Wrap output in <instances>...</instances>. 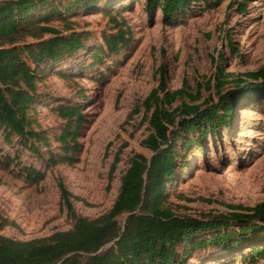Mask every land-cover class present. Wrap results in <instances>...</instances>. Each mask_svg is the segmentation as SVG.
I'll return each mask as SVG.
<instances>
[{
  "label": "rangeland",
  "instance_id": "374dc122",
  "mask_svg": "<svg viewBox=\"0 0 264 264\" xmlns=\"http://www.w3.org/2000/svg\"><path fill=\"white\" fill-rule=\"evenodd\" d=\"M64 1L59 7L61 16L40 23L58 29L62 36L88 33L84 49L39 66L27 59L26 51L22 53L37 76L35 103L29 112L32 129L46 141L31 138L25 145L16 135L7 141L0 129V160L18 157L21 166L44 173V180L32 185L24 180L18 166L5 168L0 164V236L17 241L43 239L72 228L73 222L60 201L58 178L70 193L78 216L94 219L110 210L132 155L152 156L142 146L150 130L148 122L142 120L141 105L158 84L160 66L167 71L168 90L179 89L186 79L192 92L196 83L215 73L212 58L235 75L264 67V0H250L243 13L238 12L236 4L227 9L230 0L217 8L193 0L182 22L174 27L163 26L160 14L149 20L144 0H97L86 6L81 2L69 11L63 7L76 0ZM108 15L119 24L124 22L123 30L129 31L131 39L120 52L104 55L96 52L104 47L103 36L117 32ZM52 37H36L35 32L21 28L14 46L33 48ZM3 48L10 47L3 44ZM219 54L224 61L219 60ZM211 92L202 91L197 103ZM64 106L81 111L78 148L71 165L53 167L48 165V154L65 155L56 138L67 122L55 112ZM136 108H140L138 114H132ZM231 118L230 126L215 135L208 134L203 143L188 150L183 149V142L176 146L179 158L175 177L167 186L166 203L178 216L202 219L228 213L227 205L253 207L264 201V95L254 100L241 97ZM30 143L38 151L29 150ZM123 144L126 147L109 184L111 163ZM222 247L196 249L182 264H253L248 257L250 246L235 252ZM257 264H264V257Z\"/></svg>",
  "mask_w": 264,
  "mask_h": 264
},
{
  "label": "trees",
  "instance_id": "16d2710c",
  "mask_svg": "<svg viewBox=\"0 0 264 264\" xmlns=\"http://www.w3.org/2000/svg\"><path fill=\"white\" fill-rule=\"evenodd\" d=\"M94 1L97 0H76L63 8L69 11L81 2L86 6ZM192 1L144 0V12L149 20L160 14L163 26L174 27L182 22ZM200 1L217 8L225 0ZM249 1L230 0L227 9L236 4L238 12L243 13ZM61 2L0 0V129L7 141L13 135L20 137L25 145L31 138L35 142L46 141L41 133L32 129L29 117L35 103L37 76L27 59L39 66L45 61L58 62L84 49L83 41L88 33L72 32L62 36L58 29L40 23L61 16ZM108 16L115 22L117 32L103 36L104 47L100 46L96 52L104 55L120 52L131 39L129 31L123 30L124 22L119 24L114 16ZM21 28L35 32L36 37H53L33 48H19L14 45ZM227 40L234 52L230 38ZM3 44L10 48H3ZM24 51L27 59L22 56ZM211 60L216 71L207 80L196 83L195 92L191 91L186 79L179 89L168 90L167 71L164 66L158 68V84L141 105L142 120L148 122L150 130L142 146L152 156L147 159L141 154L132 155L128 168L120 177L118 194L109 211L94 219L78 216L71 204L70 193L58 178L60 201L73 222L72 228L30 241L0 236V264H182L192 251L208 245L223 246L230 252L248 245L250 262L257 264L264 257V201L253 207L227 205L228 213L202 219L178 216L166 203L167 186L175 177L179 158L176 146L183 142V149L188 150L203 143L208 134L215 135L223 127L230 126L235 105L241 97L254 100L264 95V67L256 72L235 75L226 72L223 63L218 64L214 58ZM219 60L224 61L221 54ZM202 91L214 93L197 103ZM177 102L179 104L173 107ZM139 110L136 108L132 114H138ZM55 112L67 122L56 138L65 155L57 157L49 153L47 162L53 167L71 165L78 148L81 111L78 107L64 106L56 108ZM124 147L126 144L117 151L111 163L109 184ZM27 148L38 151L32 143ZM0 164L5 168L18 166L19 173L29 184L36 185L44 180L42 171L21 166L18 157L5 156ZM179 166H183L181 157ZM125 215L127 217L121 221ZM256 232L259 234L251 236ZM201 235L205 237L196 239ZM256 241L262 245L251 246Z\"/></svg>",
  "mask_w": 264,
  "mask_h": 264
},
{
  "label": "water",
  "instance_id": "95a60500",
  "mask_svg": "<svg viewBox=\"0 0 264 264\" xmlns=\"http://www.w3.org/2000/svg\"><path fill=\"white\" fill-rule=\"evenodd\" d=\"M126 217H127V215H125V216L123 217V220H125Z\"/></svg>",
  "mask_w": 264,
  "mask_h": 264
}]
</instances>
